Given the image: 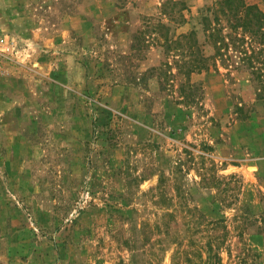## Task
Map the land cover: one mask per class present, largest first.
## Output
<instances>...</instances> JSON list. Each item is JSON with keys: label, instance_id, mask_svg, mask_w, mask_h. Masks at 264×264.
<instances>
[{"label": "rangeland", "instance_id": "rangeland-1", "mask_svg": "<svg viewBox=\"0 0 264 264\" xmlns=\"http://www.w3.org/2000/svg\"><path fill=\"white\" fill-rule=\"evenodd\" d=\"M218 2L0 0V264H264V75Z\"/></svg>", "mask_w": 264, "mask_h": 264}, {"label": "trees", "instance_id": "trees-1", "mask_svg": "<svg viewBox=\"0 0 264 264\" xmlns=\"http://www.w3.org/2000/svg\"><path fill=\"white\" fill-rule=\"evenodd\" d=\"M217 4L215 7H209L210 10H214V17L211 16V13L203 15L205 31L212 29V22L219 23V32L211 33L216 42L219 38L217 54L221 57L225 55L227 59H230V54L223 51L229 47L244 53L243 56L239 55L240 61L252 68L253 75L261 78L264 75L262 74L263 69L255 65L254 58L258 57L257 53L264 55V11L258 4L249 3L246 0H219ZM225 28L229 30L227 33H224ZM254 42L259 44L258 51L255 49ZM175 43L179 45L180 42L176 41ZM198 60L195 68L205 67L202 63L206 60L203 53ZM223 63L225 62L223 61ZM261 63L263 64L264 61Z\"/></svg>", "mask_w": 264, "mask_h": 264}, {"label": "built area", "instance_id": "built-area-1", "mask_svg": "<svg viewBox=\"0 0 264 264\" xmlns=\"http://www.w3.org/2000/svg\"><path fill=\"white\" fill-rule=\"evenodd\" d=\"M1 39H2V41H0V43H1V42H4V40H5L4 37H2ZM0 48H1V47H0Z\"/></svg>", "mask_w": 264, "mask_h": 264}]
</instances>
